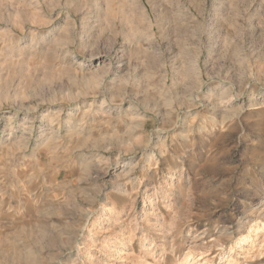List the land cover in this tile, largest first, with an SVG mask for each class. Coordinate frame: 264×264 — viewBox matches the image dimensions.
Returning a JSON list of instances; mask_svg holds the SVG:
<instances>
[{
    "label": "rangeland",
    "instance_id": "rangeland-1",
    "mask_svg": "<svg viewBox=\"0 0 264 264\" xmlns=\"http://www.w3.org/2000/svg\"><path fill=\"white\" fill-rule=\"evenodd\" d=\"M0 264H264V0H0Z\"/></svg>",
    "mask_w": 264,
    "mask_h": 264
},
{
    "label": "bare ground",
    "instance_id": "bare-ground-1",
    "mask_svg": "<svg viewBox=\"0 0 264 264\" xmlns=\"http://www.w3.org/2000/svg\"><path fill=\"white\" fill-rule=\"evenodd\" d=\"M45 117H46V116L44 115V116H43V119H44ZM26 130H27V129H26ZM44 131H45V130H44ZM52 138H53V137H52ZM96 221L99 222V221H100V218H99V219H96Z\"/></svg>",
    "mask_w": 264,
    "mask_h": 264
}]
</instances>
